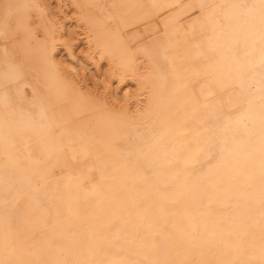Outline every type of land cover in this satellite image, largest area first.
Listing matches in <instances>:
<instances>
[{"label":"bare ground","instance_id":"6f19581e","mask_svg":"<svg viewBox=\"0 0 264 264\" xmlns=\"http://www.w3.org/2000/svg\"><path fill=\"white\" fill-rule=\"evenodd\" d=\"M0 264H264V0H0Z\"/></svg>","mask_w":264,"mask_h":264}]
</instances>
